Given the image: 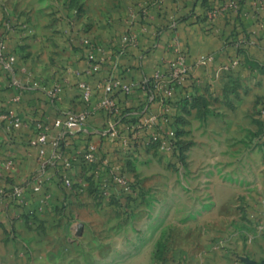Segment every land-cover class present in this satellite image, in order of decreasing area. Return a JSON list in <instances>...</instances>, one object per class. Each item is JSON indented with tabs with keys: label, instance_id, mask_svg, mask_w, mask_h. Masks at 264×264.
I'll return each mask as SVG.
<instances>
[{
	"label": "crops",
	"instance_id": "1",
	"mask_svg": "<svg viewBox=\"0 0 264 264\" xmlns=\"http://www.w3.org/2000/svg\"><path fill=\"white\" fill-rule=\"evenodd\" d=\"M230 1L81 0L77 20L55 24L39 20L34 13L18 17L19 11H10L14 15L3 23L4 31L0 25V39L5 41L4 55L15 58L9 67L0 60V106L14 107L21 123L14 127L11 138L0 143V264H84L83 241L92 247L91 258H85L90 264L99 259L100 264L108 263L120 251L126 254L117 259L113 256L108 264L264 261V232L255 228L264 218V204L250 213L247 226L240 223L237 227L247 240L242 242L236 235L232 245L224 237L225 221L232 218L225 208L202 212L198 215L201 223L182 234L157 229V224L152 227V202L157 201L148 192L153 186L172 187L182 167L171 149L140 142L158 130V123L163 124L164 113L172 117L179 113L176 103L181 97H198L199 104L183 112L182 138L192 141L186 169L193 174L185 185L202 189L198 204L220 205L230 198L228 186L218 184L221 156L240 142L246 125L259 127L254 119L264 127V113L254 110L264 106V0H232L236 7L229 6ZM117 2L120 4L115 6ZM129 33L135 39L124 40ZM203 54L212 57L201 63L198 59ZM90 55L99 64L95 71L89 70L94 60ZM179 55L184 56V71L171 93L173 104L165 108L154 94L152 77L167 75L179 63ZM110 78L132 87L129 93L117 89L113 93L118 106H135L128 111L129 117L141 128L131 134L124 120H118L114 130L104 131L114 118L96 103L105 96L104 83ZM15 79L26 85L18 101L12 100L20 90ZM81 79L92 87L88 102L80 94ZM143 81H148L146 87ZM232 84L237 96L231 92L224 96V87ZM54 86H58L55 97L50 95ZM205 108L218 113L204 115ZM84 110L89 111L86 123L70 129L60 146L62 157L77 156L67 172L78 186L86 183L93 165L82 156L87 145L94 143L98 159L131 182L129 193L120 194L115 187L103 197L84 191L70 193L61 181L62 159L52 155L48 142L43 154L30 144L38 122L48 127L47 138L51 139L61 131L54 125L56 119ZM2 133L0 124V138ZM8 159L14 167L7 165ZM38 174L44 177V184L34 190ZM16 183L23 186L21 197L11 194ZM258 198V194L252 195L248 202L256 203ZM260 200L264 201V195ZM69 209L73 223H82L80 232L73 223L67 227ZM233 216L242 220L240 214ZM157 248L164 253L163 260L152 259Z\"/></svg>",
	"mask_w": 264,
	"mask_h": 264
},
{
	"label": "rangeland",
	"instance_id": "2",
	"mask_svg": "<svg viewBox=\"0 0 264 264\" xmlns=\"http://www.w3.org/2000/svg\"><path fill=\"white\" fill-rule=\"evenodd\" d=\"M148 2L150 0H131V2ZM117 2L115 6L119 5ZM82 2L81 0H0V25L1 29L4 31L5 25L3 24L11 15L10 11L13 9L14 12H18L19 15L23 13L28 14L26 17H29L30 14H37L39 20H43L44 18L48 21V23H58L60 21H74L78 19V15L81 11ZM28 22V20H24ZM24 22L21 20L19 25L24 28ZM27 24V23H26ZM28 25V24H27ZM1 41V39H0ZM227 92H231L232 96L235 95V86L228 85V87H224L223 94L226 97H229ZM205 103V102H204ZM202 103L200 102V105ZM228 106L232 107L233 105L230 103V100H227ZM255 112L262 114L261 110L255 108ZM16 110L14 107H2L0 106V124L3 130L2 137L0 138V143L2 141H6L13 135V129L16 127L15 117ZM216 114L218 113L216 110L205 108V114ZM202 117L203 114L201 113ZM7 120V122H5ZM254 122L259 127L253 128L254 126L246 125V134L239 140L240 142H236L231 147L227 148V152L221 156V162L218 166V174L217 178L219 180L218 184L225 183L227 188V197L226 203L216 205L212 202L206 204H198L199 194H201L202 189L200 188H190L185 185V181H189V177L193 176L192 172L186 169L187 166V149L192 144V141L186 140L182 138L183 132L177 136L178 139H181L185 143V148L183 149L182 155L183 158L178 160L180 167L179 172H177L178 178H176V182L172 187L167 188H158L153 186L151 192H148L149 198L154 201H157V204L152 202V212H154V220L152 221L151 226L154 227V224H157V229L162 228L164 231H174L175 233L182 234L185 231L193 228L196 223H199L198 215L202 214V212L212 211L225 208L227 213L232 217L230 220L225 221V227L223 229L226 230L227 235L224 236L227 244H234V238L239 237L242 242L247 240L246 233L243 230L237 228L240 226L239 224L247 226L245 220L250 218V213L258 207L259 205L264 204V201L260 200V197L264 195V127L262 128V123L258 120L254 119ZM241 143V145H238ZM234 144V143H232ZM229 145V144H228ZM151 146L153 148H158L159 144H150L148 143V147ZM218 158V157H217ZM167 165H171V162L166 160ZM212 167V164H211ZM213 174L214 171H212ZM173 178H169L171 180ZM86 183H82L81 186L75 184V193L78 192H87L89 195L93 197H103L106 194L102 193L101 189L97 187V176L95 172H91L88 174L85 179ZM187 183V182H186ZM161 189V190H160ZM73 191H69L74 192ZM160 190V191H159ZM159 191V192H158ZM236 193V196H235ZM144 196V192L140 193ZM210 194L211 190H210ZM255 194L259 195L258 201L256 203L248 202L250 197ZM221 206V207H220ZM63 205L61 206V210ZM151 211V209H150ZM263 213V211H262ZM67 214L69 220L67 223V227L70 226V223H73L74 217L69 210H67ZM239 215L242 220L235 218L233 215ZM264 219V218H263ZM259 220L255 224L256 229H261L264 232V220ZM201 223V221H200ZM206 224V222L204 221ZM204 224V225H205ZM207 227V226H206ZM73 228L78 232V224L73 223ZM164 238V237H163ZM166 240V238L164 239ZM160 242V240L158 241ZM160 244V243H158ZM157 244V245H158ZM84 264H90V260L85 259L91 257L92 247L90 246V242H84ZM159 252V258L163 260L164 253H160L161 251L157 248ZM126 252H116V254H112L110 259L114 256L115 259L123 256ZM152 259L154 260L157 257V253L153 250ZM108 261L112 262L113 258ZM86 260V261H85ZM97 260V259H96ZM106 261V260H104ZM86 262V263H85ZM101 259L99 261H95L96 264H100ZM104 263V264H108ZM163 264V262H162Z\"/></svg>",
	"mask_w": 264,
	"mask_h": 264
},
{
	"label": "built area",
	"instance_id": "3",
	"mask_svg": "<svg viewBox=\"0 0 264 264\" xmlns=\"http://www.w3.org/2000/svg\"><path fill=\"white\" fill-rule=\"evenodd\" d=\"M229 6L236 7L237 3L235 1H230L228 3ZM217 8L213 10L212 14H215L217 12ZM126 39H135L134 33H129L128 35L124 36V40ZM4 47H5V41L4 39H1L0 41V60L5 61L6 67L11 66L12 62L14 61V55H4ZM90 57L93 60L92 64L90 65V71H95L99 68V64L97 60L90 55ZM212 57V54H203L199 57V62L203 63L210 59ZM178 61L176 65L172 66V70L170 72L163 76L160 73H156L152 78V88L154 90V94L158 96L160 102L164 107L166 108V105H171L173 102L171 101V93L174 89V86L178 84L180 80V75L184 71V56L179 55ZM236 60L233 61L235 63ZM15 85L19 87V92H17L15 95H13L12 100L18 101L21 97V92L26 89V85H20V83L15 79L13 81ZM148 83V81H143L142 85L145 86ZM78 86L81 91V97L84 102H88L91 97L92 93V87L90 84L84 80L81 79L78 82ZM104 91L105 96L96 103L97 108H103L109 113L110 115H114V111H116V103L115 99L113 98V93L115 90H121L123 92L129 93L132 90V87L129 83L122 82L119 79L110 78L104 83ZM58 92V86H54L50 90V95L55 97L56 93ZM260 110L262 113H264V106L260 107ZM89 114V111L84 110L82 112H78L74 115H70L66 119H56L54 121V125L60 127L61 131L58 133L57 136L48 139L47 138V131L48 127L44 125L41 122L37 123L36 126V134L33 138L29 140L30 144L36 145L38 147L39 153L43 154L45 153V145L48 142V144L51 146V153L56 158L62 159V166L64 167V172L62 173L61 181L63 186L68 191H73L75 189L74 182L72 180V177L67 172L68 169L72 167V163L77 156L74 157H62L60 146L62 143L65 142L66 136L69 134L68 131L72 129L75 126H78L79 128L86 123V117ZM114 118V117H113ZM120 118L113 119L112 122H109L108 126L105 127L104 131H112L114 130L117 121ZM15 124L18 126L21 123V120L19 116L16 113L15 117ZM173 117L169 113H164L163 115V124H158V130L156 132L150 133L148 136V140L146 141L149 143V141L154 140H160L159 145L161 147H167L168 149H173L174 144L173 141L176 139L174 128L171 126ZM96 149L97 145L94 143H89L83 153V160L86 161V163L93 165L92 172H95L97 176V187L101 189L102 193H106L109 189H113L115 187L116 191L120 194H127L132 190V184L127 179V177L121 173L116 172L112 167H110L106 161L99 160L96 155ZM7 165L9 167H14V162L12 159L7 160ZM44 177L42 175H36L34 177L33 181V189L38 190L42 188ZM99 180V181H98ZM23 193V186L20 183H16L12 185L11 187V194L15 197H21ZM264 225V224H263ZM172 264V263H168Z\"/></svg>",
	"mask_w": 264,
	"mask_h": 264
},
{
	"label": "trees",
	"instance_id": "4",
	"mask_svg": "<svg viewBox=\"0 0 264 264\" xmlns=\"http://www.w3.org/2000/svg\"><path fill=\"white\" fill-rule=\"evenodd\" d=\"M147 85H148V83L145 85V87ZM115 103H116L117 107H116V111H114L115 112L113 115L114 119L120 118L119 121L124 120L125 122H127L128 126L130 128L129 129L130 134L136 128H141V124L136 125V123L134 122V118L129 117L128 111H131L132 108L135 106H118L116 100H115ZM196 104H199V98L194 96V95L181 97L179 99V101L176 103V107L179 109V113L173 117V120L171 123V126L174 128L175 136H176V139L173 141L174 147H173L171 153L176 158V160H180L183 158L182 152H183V149L185 148V143L181 139L177 138V136H179L183 132L182 124L185 122L183 112H187L188 107H192ZM158 124L161 125L160 123H158ZM147 140H148V137L146 140H143L140 142H144ZM138 142L139 141H136L135 143H138ZM149 143L150 144H155V143L159 144L160 140L157 139L154 141H149ZM96 185H98V182H96ZM156 253H157V257H155V258L157 260H159L160 259L159 258V252L157 251ZM160 253H162V251Z\"/></svg>",
	"mask_w": 264,
	"mask_h": 264
},
{
	"label": "water",
	"instance_id": "5",
	"mask_svg": "<svg viewBox=\"0 0 264 264\" xmlns=\"http://www.w3.org/2000/svg\"><path fill=\"white\" fill-rule=\"evenodd\" d=\"M81 229H82V223H79L78 224L79 232L81 231ZM245 261H247L249 264H264V261H255L253 259H247V258H245Z\"/></svg>",
	"mask_w": 264,
	"mask_h": 264
}]
</instances>
